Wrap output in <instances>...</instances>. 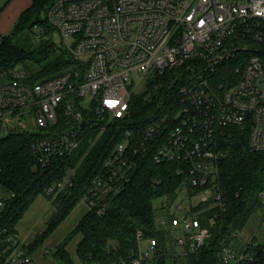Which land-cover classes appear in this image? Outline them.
Masks as SVG:
<instances>
[{
  "label": "built area",
  "instance_id": "1",
  "mask_svg": "<svg viewBox=\"0 0 264 264\" xmlns=\"http://www.w3.org/2000/svg\"><path fill=\"white\" fill-rule=\"evenodd\" d=\"M46 17L77 63L33 83L26 81L23 66L0 68V124L7 128L12 121L10 131L35 134L31 149L37 164L60 176L46 188L55 206L109 128L124 136L100 167H92L81 197L89 210L104 214L150 151L159 163H178L185 179L177 194L185 189L189 204L167 197L162 205L167 214L157 225L173 227L177 213L184 212L185 235L176 244L184 247L187 260L198 256L211 237L199 215L227 209L220 163L229 140L246 135L249 152L264 151V0H55ZM38 37L48 35L41 30ZM159 76L168 77L164 91L137 121L133 99L143 95L152 101L148 83ZM192 195L200 197L197 206ZM13 196L0 183V220ZM260 197L264 202V192ZM137 236L145 244L124 264H157L163 254L157 240L143 230ZM232 237L238 239L239 232ZM22 244L18 233L0 225L4 264H36ZM167 253L177 258L174 247ZM218 256L221 264H264V242L255 236L242 245L224 241Z\"/></svg>",
  "mask_w": 264,
  "mask_h": 264
},
{
  "label": "trees",
  "instance_id": "2",
  "mask_svg": "<svg viewBox=\"0 0 264 264\" xmlns=\"http://www.w3.org/2000/svg\"><path fill=\"white\" fill-rule=\"evenodd\" d=\"M10 1L7 0L0 12ZM54 1L32 0L31 5L22 11L11 33L2 35L0 68L23 66L28 72L26 81L33 83L55 77L77 63L62 47L57 50L52 37L41 38L37 49L25 46L27 38L23 37H29L35 32L36 23L48 37L49 34L54 35V29L47 17L44 18ZM167 79L168 77L159 76L149 81L152 101H145L143 95L134 97L133 116L137 121L145 118L148 108L158 102L157 97L163 93ZM141 132H144V128H141L139 134ZM97 133L98 131L88 135L80 154L88 149ZM123 136V131H116L114 128L102 133L82 162L76 184L59 194L55 200L56 208L48 218L45 230L38 233L29 244L22 245L23 253L33 256L34 251L65 221L87 191L93 177L92 167H100L102 160L116 143L122 141ZM34 140L35 134L21 131H13L0 137V183L14 193L0 225L7 224L8 231L13 234L18 233L17 225L33 202L41 195L46 196L47 186L56 177H60L50 176V170L37 164L31 149ZM228 144L229 152L220 163L227 209L205 211L199 215L203 225L209 226L211 237L198 256L188 258L187 264H221L218 249L222 242L234 246L237 242L232 237L233 233L242 230L250 217L264 207L260 197L264 192V151L249 152L246 149V135H235ZM153 155L154 150L140 160L131 182L110 199L104 214L88 210L82 216L70 235L54 247L52 256L56 261L61 264H124L123 260L140 252L137 233L143 230L144 236L157 240L163 251L157 264H167V249L174 246L173 227H160L155 224L156 210L153 200L163 196L175 199L177 189L183 185L185 176L178 174V163H159ZM47 197L51 199L50 196ZM217 213L219 217H216ZM78 233L81 235L76 249L79 262L67 248L69 238ZM47 254L44 252L43 256ZM4 261L0 257V264H4Z\"/></svg>",
  "mask_w": 264,
  "mask_h": 264
},
{
  "label": "rangeland",
  "instance_id": "3",
  "mask_svg": "<svg viewBox=\"0 0 264 264\" xmlns=\"http://www.w3.org/2000/svg\"><path fill=\"white\" fill-rule=\"evenodd\" d=\"M7 0H0V10L1 8L6 4ZM4 9V8H3ZM3 11V10H2ZM1 11V12H2ZM0 12V13H1ZM47 14V12H46ZM46 16H44L45 18ZM1 26V25H0ZM36 29L35 32L32 35H29L27 37L26 35L23 38H27L25 41V46L33 49L40 45L41 38L38 37V33L41 31L40 27L38 26V23L35 24ZM37 31V32H36ZM52 37V40L54 42L55 47L57 50H60L62 47L61 39L57 34H54L53 36L49 34L48 39ZM46 38V39H47ZM22 67V66H21ZM144 87V86H143ZM142 87V88H143ZM15 121V120H13ZM24 122H29L27 128H31L30 120L24 119ZM9 126L12 125V121H9ZM9 126L5 128L6 126L4 124H0V137L7 135L8 133H11L13 131L9 130ZM8 132H6L7 130ZM16 129V128H15ZM44 197H38L33 204L29 207L27 210L25 217L20 221V226L18 227L19 231H23L24 233L28 234V237H26L27 242H30L32 239L35 238V236L38 235V233L42 232L46 228L47 220L48 218L45 217L46 213L44 211L47 210V208L52 206L53 208H56V206L53 204L51 199H49L47 196ZM176 203H181L184 206H188L189 200L185 193V189L182 190L181 193L177 194V196L174 197ZM48 200V201H47ZM169 199L165 196L163 197H156L153 200V204L156 210V216H155V224H158L159 217L166 215L167 210L163 208V203L168 201ZM192 205L197 206L200 203V197L196 195H192L191 197ZM81 203V199L78 202V205L76 208L70 213V215L65 219V221L51 234L49 238L46 239V241L41 245L36 251H34V256H37L39 258L37 264H61L58 261L54 259L52 256V252L54 250V247L60 243L63 239L68 237L73 230V228L78 223L77 221L80 220L78 211L82 210L81 206L84 207ZM48 204V206H47ZM178 221L174 222L173 224V247L176 250L177 258L176 257H170L167 261V264H187V259L183 255L184 253V247L176 244V239L184 237L185 230L182 223V218L185 216L184 212H178ZM25 227V228H24ZM162 227V226H160ZM21 229V230H20ZM239 238L235 239L239 245H242L243 242H245L246 239L255 236L258 241L264 242V208H260L258 211H256L248 220L246 225L242 230L239 231ZM81 239L80 233L73 234L69 238V242L67 245V248L70 252V254L73 256V258L78 261L77 258V245L78 242ZM47 244V246H46ZM145 244V241H141L140 245L143 246ZM47 247V248H46ZM46 250H49L47 256H43L42 253Z\"/></svg>",
  "mask_w": 264,
  "mask_h": 264
},
{
  "label": "crops",
  "instance_id": "4",
  "mask_svg": "<svg viewBox=\"0 0 264 264\" xmlns=\"http://www.w3.org/2000/svg\"><path fill=\"white\" fill-rule=\"evenodd\" d=\"M31 3H32V0H11L4 7L3 11L0 13V25H1L0 26V34L1 35H7V34L11 33V31L14 29L15 24L18 21L19 16L21 15L22 11L25 10L26 8H28L31 5ZM39 197L46 198L44 195H41ZM80 204H82L84 206V207L81 206L82 210L78 211L79 218L81 219L82 216L85 213H87L89 209L85 203L81 202ZM47 206H48V204H47ZM53 210H54V208L52 206H50V208L48 207L47 210L44 211L46 213L45 217L49 218L51 216ZM77 222H79V221H77ZM19 224H20V222H19ZM19 224L17 225V231H18L19 237L21 238V240L23 242L22 245L29 244L33 239L30 242H27L26 237H28V234L24 233L23 231H21V232L19 231V229H18V227L20 226ZM46 246H47V244H46ZM45 252L48 253L49 250H46ZM43 253H42V255H43ZM33 257H34L35 263L37 264L39 258L37 256H34V255H33Z\"/></svg>",
  "mask_w": 264,
  "mask_h": 264
}]
</instances>
